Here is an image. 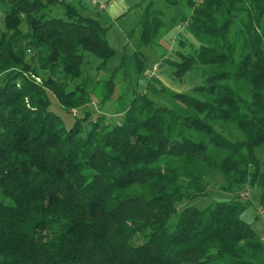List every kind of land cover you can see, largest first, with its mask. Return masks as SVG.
Instances as JSON below:
<instances>
[{
    "label": "trees",
    "instance_id": "trees-1",
    "mask_svg": "<svg viewBox=\"0 0 264 264\" xmlns=\"http://www.w3.org/2000/svg\"><path fill=\"white\" fill-rule=\"evenodd\" d=\"M164 1L139 5L140 46L186 24L172 75L193 86L146 79L108 120L98 106L117 80L97 106L88 73L115 54L111 26L81 3L0 0V264H264L243 218L252 192L256 220L264 209V0ZM212 173L230 198L179 208L208 196Z\"/></svg>",
    "mask_w": 264,
    "mask_h": 264
},
{
    "label": "rangeland",
    "instance_id": "rangeland-1",
    "mask_svg": "<svg viewBox=\"0 0 264 264\" xmlns=\"http://www.w3.org/2000/svg\"><path fill=\"white\" fill-rule=\"evenodd\" d=\"M153 1L158 8L166 9L167 5L164 0ZM50 10L51 12L49 13L51 17L64 16L65 8L61 4L53 5ZM142 14L143 10L141 7L139 5H134L128 18L124 19L120 23H113L111 25L108 33V39L110 46L115 50V54L110 58L100 73H97L95 69L88 73L90 81L89 84L91 88H95L98 82L101 84V86L96 89L94 96L95 98H93V102L96 105L100 103L101 87H103V84H105L106 81H109L113 76H115L117 80L118 88L116 89V92L107 107H103L101 111L100 107L97 105L100 112H102L101 114H104L108 120H115L116 118L120 119L122 117V112L129 106L133 98V91H143L146 86V79L157 78L160 83H163L168 88L174 90H187L193 86L191 83L194 82L193 80H190V82L179 83L178 81L174 80L175 78L172 75V73L175 71L173 68V63L180 61L177 51L181 49L179 42L181 39L185 38L184 32L182 31V33L179 34L178 25L170 32L162 36L159 41L160 46L141 47V28L138 27V24L141 20ZM4 17L5 7H3L0 3V32L4 30ZM25 28L26 26L24 24L23 29L25 30ZM177 36L178 38L176 40ZM182 51L185 52V50ZM141 53L149 58L148 64H150V67L148 68L149 70L147 71L146 75H139L136 69V61L138 60V57H140ZM89 57H91L94 61L95 67L100 65L99 60L95 59L91 55H89ZM123 60H125V65L121 66ZM143 61H145V59H143ZM154 64H159V68L155 73H152V67ZM194 75L195 77L193 79L195 80H201V78H203L202 73H196ZM199 82L200 81H195V83ZM153 83L157 88L162 86L157 82ZM51 109L62 117L67 126H71L73 124L74 119L68 113L63 111L57 102H53ZM97 115H100V113H97ZM210 176L212 177L213 181L209 188L207 197L196 199L190 203H182L178 207L182 208L186 204L202 209L214 201H227L230 196L219 190V185L222 182L221 177L215 173H212ZM245 192L246 190H244L242 193ZM252 193L256 198V202L252 208L245 212L243 218L246 222L252 224L255 232L262 236L264 242V225L260 220H256L255 216L259 193L258 191ZM245 194H247V192Z\"/></svg>",
    "mask_w": 264,
    "mask_h": 264
},
{
    "label": "crops",
    "instance_id": "crops-1",
    "mask_svg": "<svg viewBox=\"0 0 264 264\" xmlns=\"http://www.w3.org/2000/svg\"><path fill=\"white\" fill-rule=\"evenodd\" d=\"M107 5V9L99 11L93 9L90 4L85 0H73L71 4L81 3L85 5L89 11L93 12L100 21L108 26L113 23H120L124 19L128 18L131 14L134 5H140L143 0H101ZM140 1V3H139Z\"/></svg>",
    "mask_w": 264,
    "mask_h": 264
},
{
    "label": "built area",
    "instance_id": "built-area-1",
    "mask_svg": "<svg viewBox=\"0 0 264 264\" xmlns=\"http://www.w3.org/2000/svg\"><path fill=\"white\" fill-rule=\"evenodd\" d=\"M59 3H63V2H72L73 0H56ZM87 1L90 6L93 9L99 10V11H103L107 9V5L104 4L101 0H85ZM186 28V24H181L179 26V33H181L184 29ZM159 68V64H154L152 67V73H155ZM78 114L77 110H73V115L76 116ZM246 197H248V194H245ZM257 215L259 217V219L264 223V209L263 208H259L257 210Z\"/></svg>",
    "mask_w": 264,
    "mask_h": 264
}]
</instances>
